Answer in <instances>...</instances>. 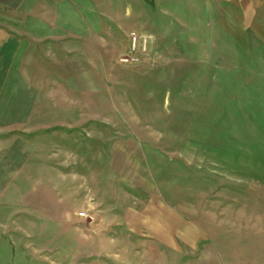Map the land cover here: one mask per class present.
<instances>
[{
	"label": "rangeland",
	"instance_id": "374dc122",
	"mask_svg": "<svg viewBox=\"0 0 264 264\" xmlns=\"http://www.w3.org/2000/svg\"><path fill=\"white\" fill-rule=\"evenodd\" d=\"M96 22L11 80L42 90L0 123V264H264V0H97Z\"/></svg>",
	"mask_w": 264,
	"mask_h": 264
},
{
	"label": "crops",
	"instance_id": "0c3cea01",
	"mask_svg": "<svg viewBox=\"0 0 264 264\" xmlns=\"http://www.w3.org/2000/svg\"><path fill=\"white\" fill-rule=\"evenodd\" d=\"M97 0H0V123L38 120L31 87L11 80L23 75H48L37 58L70 59L81 50L82 39L98 35ZM27 82V81H26ZM11 96L12 103L8 102Z\"/></svg>",
	"mask_w": 264,
	"mask_h": 264
},
{
	"label": "built area",
	"instance_id": "2783aa9c",
	"mask_svg": "<svg viewBox=\"0 0 264 264\" xmlns=\"http://www.w3.org/2000/svg\"><path fill=\"white\" fill-rule=\"evenodd\" d=\"M131 37H132V42L134 43V42H137L138 40H139V36L137 35V33H132L131 34ZM80 216H82V217H86V216H88V214H87V212H82L81 214H80Z\"/></svg>",
	"mask_w": 264,
	"mask_h": 264
}]
</instances>
